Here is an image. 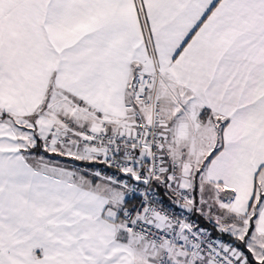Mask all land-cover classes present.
<instances>
[{
    "label": "snow or ice",
    "instance_id": "6c2138e0",
    "mask_svg": "<svg viewBox=\"0 0 264 264\" xmlns=\"http://www.w3.org/2000/svg\"><path fill=\"white\" fill-rule=\"evenodd\" d=\"M0 264H264V0H0Z\"/></svg>",
    "mask_w": 264,
    "mask_h": 264
},
{
    "label": "built area",
    "instance_id": "2783aa9c",
    "mask_svg": "<svg viewBox=\"0 0 264 264\" xmlns=\"http://www.w3.org/2000/svg\"><path fill=\"white\" fill-rule=\"evenodd\" d=\"M153 196L155 199L161 201V203L163 204V207L169 211H173L175 212L177 215H183L186 216L191 222H193L194 224H196L199 228H202L199 224L198 221L196 220V218L193 216V214H188V213H182L180 209H178L177 207H175L172 204H169L167 202H165L156 191H154ZM133 204H137L136 201H133ZM138 206V205H137ZM209 232V231H208Z\"/></svg>",
    "mask_w": 264,
    "mask_h": 264
},
{
    "label": "trees",
    "instance_id": "16d2710c",
    "mask_svg": "<svg viewBox=\"0 0 264 264\" xmlns=\"http://www.w3.org/2000/svg\"><path fill=\"white\" fill-rule=\"evenodd\" d=\"M154 189H155V191L158 193V195H159V196H160L165 202H167V203L173 205L172 201H169L167 198H165V195H164V192L162 191L161 186H156V185H154ZM174 206H175V205H174ZM193 216L196 218V220L198 221V224H199L202 228H206V229H208L209 232H212V235H213V236L217 235V233H215V232L212 231V229L210 228L209 224H207V223H203V222L198 218V216H197L195 213H193ZM224 239H226V237H225Z\"/></svg>",
    "mask_w": 264,
    "mask_h": 264
},
{
    "label": "crops",
    "instance_id": "0c3cea01",
    "mask_svg": "<svg viewBox=\"0 0 264 264\" xmlns=\"http://www.w3.org/2000/svg\"><path fill=\"white\" fill-rule=\"evenodd\" d=\"M161 188H162V191L164 192L165 198H167L169 201H171V198H170L169 195L166 193L165 188L162 187V186H161ZM197 216H198V215H197ZM198 218H199L203 223H207V224H209L205 219H202V218L199 217V216H198ZM209 226H210V228L212 229V225L209 224ZM203 229H206V228H203ZM206 230L208 231V229H206ZM226 239H227V237H226Z\"/></svg>",
    "mask_w": 264,
    "mask_h": 264
},
{
    "label": "water",
    "instance_id": "95a60500",
    "mask_svg": "<svg viewBox=\"0 0 264 264\" xmlns=\"http://www.w3.org/2000/svg\"><path fill=\"white\" fill-rule=\"evenodd\" d=\"M179 209V208H178Z\"/></svg>",
    "mask_w": 264,
    "mask_h": 264
}]
</instances>
